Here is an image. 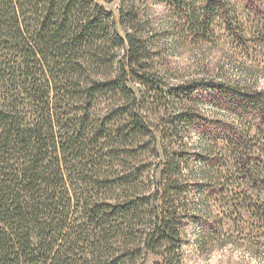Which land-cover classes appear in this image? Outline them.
Wrapping results in <instances>:
<instances>
[{
    "label": "trees",
    "instance_id": "1",
    "mask_svg": "<svg viewBox=\"0 0 264 264\" xmlns=\"http://www.w3.org/2000/svg\"><path fill=\"white\" fill-rule=\"evenodd\" d=\"M219 43L245 79L178 80ZM259 69L264 0H0V264L264 261Z\"/></svg>",
    "mask_w": 264,
    "mask_h": 264
},
{
    "label": "rangeland",
    "instance_id": "2",
    "mask_svg": "<svg viewBox=\"0 0 264 264\" xmlns=\"http://www.w3.org/2000/svg\"><path fill=\"white\" fill-rule=\"evenodd\" d=\"M95 1L116 13L118 0ZM152 11L156 15V18H162L164 15L162 8L154 7ZM204 45L205 47L203 46L198 48L186 44L178 52H172L173 56L170 57V61L175 67L176 76H179L178 80L204 76H211L212 78L218 77L217 75H220V73H222V75L232 77V79H238L240 77L243 78L239 71L231 68V65L234 63L231 64V62H229V57H231V55L229 49L230 47L227 44L219 43L216 46ZM235 60L245 62L238 56ZM246 64L247 66L249 65L248 62ZM255 76L261 79L258 81V86L260 88L264 87V70L259 69L256 73H254V75L250 76L251 78L247 77V79H249V81L253 80ZM212 108L213 107H210V105L208 106L207 104H204L203 106V110L207 112L211 111ZM244 219L246 220L247 218L244 217ZM227 233L224 230L222 234L229 235L227 237L236 236L235 234L231 235ZM220 239L222 238L220 237ZM217 242L222 243L218 240ZM235 242L236 241L229 243L224 247H221L222 245L220 246V243H218V245L213 243V245L208 246V251L203 254L196 251L194 246L184 247L183 250L185 255L182 264H264V261H258L257 259L252 258V256L250 257L248 254L243 253L242 250L244 251V247H241V249L239 247H234V245H236L234 244ZM158 262H161L160 259L150 256L146 264H154Z\"/></svg>",
    "mask_w": 264,
    "mask_h": 264
}]
</instances>
